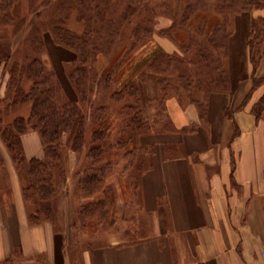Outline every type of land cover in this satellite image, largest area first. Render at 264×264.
I'll return each mask as SVG.
<instances>
[{
    "label": "rangeland",
    "instance_id": "1",
    "mask_svg": "<svg viewBox=\"0 0 264 264\" xmlns=\"http://www.w3.org/2000/svg\"><path fill=\"white\" fill-rule=\"evenodd\" d=\"M88 1L89 6H105V20L114 23L115 31L112 33V42L104 41L111 46L98 51L95 59L87 61L89 74L85 94H82L72 74L76 66L81 65L76 45L62 40L54 30V24L63 19L71 31L82 34L88 30V19L82 13L84 6L80 7L81 0H0L2 127L10 125L17 116L28 117L31 114L30 101L21 102L14 107H8V102L13 98L14 65L21 67L33 57L44 63L50 77L49 84L64 98L78 102L86 114L79 147L73 148L69 132L62 135V158L58 163L62 166V173H59V166L53 168L55 194L47 199L38 198L37 203L42 209L47 206L54 208L55 221L52 222L56 229L66 234V243L70 244L68 249L73 257L72 264H83L85 251L95 245L106 244L114 234H119L123 243L151 234V218L139 208L138 194L122 201L125 194L116 193L115 187L110 185V177L117 175L112 181L119 185L120 190L125 183L119 175H126L135 188L134 191H137L139 173L149 166L151 155L155 152L154 147H141L140 132L160 135L177 129L188 131L197 128V124L193 122L183 125L182 112L185 106L193 103L192 97L203 99V90L213 86L196 51L199 44L207 39L206 33L202 31L210 32L223 16L214 10L219 0H210L209 8L195 10L185 23L183 19L189 15L186 7L192 0ZM242 12L249 13L252 20L264 16V6ZM242 12L228 17L231 18V31L233 18ZM145 28H150L151 31L147 32ZM262 34L264 36V31ZM92 35L93 39H97L96 33L93 32ZM160 51L173 56L177 53L182 60V70L191 73V70L197 69L201 87L195 88L192 83V87H188L191 91L189 94V90L185 88L187 83L179 77L178 67L174 64L164 71L152 68L150 63ZM218 56L221 62L224 58L222 51H218ZM169 73L172 74L170 77ZM33 83L32 78L23 76V89L29 91ZM125 88V92L115 94ZM138 109L141 110L139 116L143 120L139 128L137 123L130 122ZM25 129L21 137L27 132H34L41 138L39 130L30 123ZM99 129L106 133L103 141L106 144V160L111 165L101 188L96 193L89 194L79 183V178L94 168L90 165L92 159L89 158L88 151L94 140L93 132ZM2 154L12 159L24 184L26 180L23 175L27 167L17 165L14 152L5 138L0 136V181L5 182L9 168ZM107 184L110 186L109 190H112V196L111 191L107 193L108 214L104 215L101 206L82 214L83 204L102 196ZM35 206L31 201L30 209L33 210ZM45 220L41 217V221Z\"/></svg>",
    "mask_w": 264,
    "mask_h": 264
},
{
    "label": "crops",
    "instance_id": "2",
    "mask_svg": "<svg viewBox=\"0 0 264 264\" xmlns=\"http://www.w3.org/2000/svg\"><path fill=\"white\" fill-rule=\"evenodd\" d=\"M250 24L249 13L233 18L230 88L210 93L206 121L191 103L182 124L196 123V130L140 135L155 152L137 191L126 175H119L120 190L117 175L110 177L122 201L138 194L151 234L128 243L114 234L85 251L83 264H264V122L251 111L264 92V85L252 92L253 75L264 77V56L254 71ZM22 143L28 158L44 156L39 134L27 132ZM2 155L9 169L0 181V264H72L66 234L48 220H31L16 165Z\"/></svg>",
    "mask_w": 264,
    "mask_h": 264
},
{
    "label": "trees",
    "instance_id": "3",
    "mask_svg": "<svg viewBox=\"0 0 264 264\" xmlns=\"http://www.w3.org/2000/svg\"><path fill=\"white\" fill-rule=\"evenodd\" d=\"M88 2V0H81L82 4H80V7L84 6V11L82 13H84L88 19V30L86 32L78 34L71 31L64 24V19L54 24V30L57 31L56 33L62 40L76 45L81 65L76 66L72 74L75 82L79 84L78 89H80L82 94H85L84 88L89 74V65L87 61H89V59H95L98 51L106 50L111 46L106 42L104 43V41L112 42V39H114L112 33L115 31L114 23L105 20V6L102 5L100 8H97L98 6L95 7V5L89 6L90 2ZM262 6H264V0H219V3L214 7L216 12L223 15L222 19L213 26L214 28L210 32H206V30L202 31V33H206L207 39L199 44L196 51L197 56L204 63L205 69L208 72L206 76L213 86L203 90L205 92L203 99L192 97L193 103H195L200 110L202 120L206 121L207 99L210 93L229 90L230 88V73L225 65V59L229 51V38L232 33L229 26L231 18L229 19L228 17L233 13L251 11ZM209 7L210 0H192V3L187 4L186 8L189 15L183 19L184 23L185 20L188 19V16L196 12L195 10L198 8L203 9ZM129 9L130 6L127 8V11ZM145 29L147 32L151 31L150 28ZM262 31H264V16L253 18L251 20L249 46L254 71L264 56V36ZM93 32L96 33L97 39H93ZM218 51H222L223 53L224 58L221 62ZM181 63L182 60L178 57L177 53L173 56L169 53L166 54L160 51L153 57L150 66L155 68L156 71H164L168 70L169 67L174 64L175 67H178L177 71L179 77L187 83L185 86L186 89L192 87V83L195 85V88L201 87L202 82L197 79L198 70L193 69L191 73H189L186 70H182L183 66L181 67V65L183 64ZM12 74V86L14 90L13 98L8 102V107H14L21 102L30 101L32 105L31 114L28 117L22 115L17 116L10 125L5 127H2V118L0 116V136L5 138L9 148L14 152L13 157L17 165L27 167L23 175V179L26 180L23 184V193L26 201L29 202V206L31 201L36 205L33 210L30 209L31 220L38 223L41 222V217H44L46 220H51L50 222H52L55 221L53 217L55 215L54 208L52 206H47L44 209L40 208V206L37 205L38 198L41 200L47 199L55 194L56 185L53 183V168L56 165L59 166V173H62V166L58 164L62 158V154L60 153L62 135L64 132H69L70 141L74 143L72 144L73 148L76 149L79 147V139L82 138L83 129L85 127L86 114L79 106L78 102L64 98L54 86L49 84L50 77L41 59L33 57L21 67L20 65L17 66V64L14 65ZM24 75L32 78L34 82L29 91H26L22 87V78ZM171 75L172 74L169 73L168 77ZM253 81L254 86L252 92L258 86L264 84V77H256L254 74ZM132 87L134 88L135 86L132 85ZM123 91L125 92L126 88L116 91L115 94H121ZM190 92L189 90V94ZM252 92L247 95L242 103V107L250 101ZM226 110L227 113L231 115L229 108ZM140 111L141 110L138 109L135 112L136 115L133 117L132 121H130L133 124L137 123V128H139L142 123L141 121H143L142 117L139 116L141 113ZM251 111L258 121L264 119V92L253 104ZM29 123L40 132L45 150V154L41 158H28L25 154L21 134L26 130L25 127ZM196 129H191V131ZM238 132L239 129L237 128L236 134ZM143 133L146 132L143 131ZM143 133L140 132V134ZM92 137L94 140L89 148L88 156L92 159L90 165L94 166V168L88 170L79 178V183L89 194H94L101 188V185H103V178L111 165V162L106 160V144L103 141L106 138L105 131L103 129L95 130ZM94 142H96V144H94ZM144 146L146 145H142L141 147ZM142 171L139 173V180ZM138 184L136 186H138ZM109 187L110 186L107 184L103 189V195L97 200L88 201L83 204L81 213H90V211L101 206V210H104V215L108 214L110 211L107 207L108 191H111L110 196H112V190H109Z\"/></svg>",
    "mask_w": 264,
    "mask_h": 264
},
{
    "label": "built area",
    "instance_id": "4",
    "mask_svg": "<svg viewBox=\"0 0 264 264\" xmlns=\"http://www.w3.org/2000/svg\"><path fill=\"white\" fill-rule=\"evenodd\" d=\"M263 254H264V250H263Z\"/></svg>",
    "mask_w": 264,
    "mask_h": 264
}]
</instances>
